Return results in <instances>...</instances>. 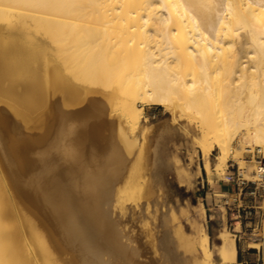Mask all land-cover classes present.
Returning a JSON list of instances; mask_svg holds the SVG:
<instances>
[{"label": "bare ground", "instance_id": "6f19581e", "mask_svg": "<svg viewBox=\"0 0 264 264\" xmlns=\"http://www.w3.org/2000/svg\"><path fill=\"white\" fill-rule=\"evenodd\" d=\"M22 75L29 80L19 81L17 77ZM64 75L75 83L68 82L67 89L74 96L84 97L86 102H79L87 111L77 116L81 123L85 121L78 129L79 137L86 136L84 140L89 137L106 140L108 133L101 132L110 127L124 132L128 126L130 133H136L145 105L159 104L175 116L187 117L199 129L197 141L208 173L212 170L209 156L216 148L220 150L217 169H224L232 156L247 177L259 179L264 170L263 158L259 173L252 175L244 152L255 144L264 152V0H0V96L39 109L63 83ZM2 105L8 107L9 101L4 100ZM92 112L97 116L91 117ZM69 130L74 133L71 127ZM29 145V142L15 145L14 166L6 143L0 142V264H76L65 236H56L59 226L56 227L54 214L66 216L69 224L75 226L78 202L68 171L78 172L81 183L77 182L91 188L99 182L102 174L99 177L97 173H103L105 165L102 162L104 166L100 167L101 162L91 160L92 153L87 151L80 153V150L81 156L73 157L79 149L76 147L72 156H68L70 160L74 158L71 161H66L65 156V161L54 166L50 159H47L50 163L41 160L47 164L42 168L37 165L39 159L29 152ZM69 149L65 150L68 155ZM36 165L40 166L38 171L34 170ZM121 167L109 171L106 180L111 182L120 176ZM103 186L106 189L107 185ZM88 187L82 198L92 194V188ZM105 189L83 206L94 211L100 197L109 194L111 187ZM17 210L24 222H18ZM101 217L97 216L99 222ZM38 218L46 220L42 223L47 227H41L49 235L41 232ZM81 222L84 226L81 228L92 232L93 222ZM95 229L97 250L92 248V252L97 251L98 261L94 262L108 264L125 253L117 227L116 232L109 227L99 233ZM198 230L197 234H191L180 226L176 233L179 245L185 244L186 249L200 254L198 264H216L206 226L201 225ZM233 235L236 233L229 229L218 233L220 263L238 261ZM56 249L69 251L67 256L60 252L65 255L64 261L63 256L60 259L56 256ZM178 258H174V264L180 263Z\"/></svg>", "mask_w": 264, "mask_h": 264}, {"label": "rangeland", "instance_id": "374dc122", "mask_svg": "<svg viewBox=\"0 0 264 264\" xmlns=\"http://www.w3.org/2000/svg\"><path fill=\"white\" fill-rule=\"evenodd\" d=\"M17 79L21 82L29 80V78L24 75L18 76ZM62 80L63 83L58 87L53 96H51V99L46 100L44 105L39 109L32 108V104L27 103L26 106L20 105L16 100L0 96V118L3 119L0 124V142L6 143L10 161L14 166L17 165V158L14 153L15 145H26L27 142L30 143L28 146L29 152L40 160L41 164H39L38 160L37 165H42V168L47 165L46 163H50L48 161L49 159L54 163V166L58 165L59 162L65 160L69 161L72 156V149L74 148L73 152H75L77 148L79 149L76 150L77 153L72 152L74 155L73 157H75V155L79 156V151L82 150L80 153L88 152L90 155L92 153V156H90L91 160L96 159V163L101 162V166L99 165L100 167L104 165L105 167L110 166L109 168L103 167V173H97L100 175H98L99 177H101L102 174V177L100 180L98 179L99 177L96 178L100 182L96 181V183H94V185L96 184V192H94L92 181L91 185H93V187L91 188L94 193L92 192L90 196L84 198H82V193H85L84 190H86L85 188L88 187V184H80L81 180L80 176H77V174L79 175L78 172L73 171V169L68 171L69 175L72 174V176L69 177L73 182V193L76 195L75 200L78 202H75L76 207H78L76 208L78 222L75 223V226L78 228L69 224L66 216H64V218L63 216L54 214V222L56 227L59 226L56 230V236L59 238L65 236L64 241H68V246H71L70 251L76 257V264H98L94 262L98 261L95 260L98 259L97 251H94L97 250L95 246V234H97L94 231L95 228H97L95 230L98 233L108 227L114 231L118 229V231L115 232H120L119 234L121 237L119 235V238L122 240V243H124L125 253H122V256L119 255L117 259L111 260L108 264H174V258L176 257H179V264H198L201 255H198V253L195 254L194 252L193 254L188 247L186 249L184 243V245H179L180 241L176 233L179 231L180 226H183V228L191 234H197V231L199 232L198 228H200L201 225L206 226L214 250V259L215 261L217 260L216 264H223L220 263L221 258L217 252L218 245L221 242L218 233L221 229H229L236 233V235L233 236H235L238 252L240 249L239 245L248 247L256 241L260 242L264 248V180H257L258 177L255 176L247 177L243 175L239 162L233 159L232 156L227 159L224 169L215 168L220 153L219 148L213 150L209 156L212 162V170L208 173L204 166L205 156L197 141L199 129L195 127L194 122H189L187 117L181 115L175 116L170 109H166L163 105L159 104L145 105L144 119L142 118L141 126L136 133H130V128L127 125L124 132H121V130L119 132L117 128L112 127L111 129L110 127L107 131L102 129L101 132L102 135L106 132L108 133L109 139L106 138V140H108L107 142H105V139L102 140V138H97L96 140V138L89 136V139L87 138L84 140L83 138H86V136L83 134L80 135L83 139L81 140L79 137L81 132L79 130L78 133V129L83 126L85 121L81 123L82 119L77 116L85 110L87 111L85 105H80V103L85 100L84 97L74 96V94L67 89L68 82L74 83L67 75H64ZM4 100L9 101L8 107L2 105ZM78 103L79 105H77ZM85 103L83 102V104ZM64 105H66V107ZM80 108L81 110L79 112L78 109ZM117 110H113L112 112L120 113L119 108H117ZM90 115L91 117L97 116L96 112H92ZM68 127L69 129L71 127L74 133H69L68 131L70 130ZM113 130H115V133ZM124 134L126 135L124 136ZM117 137H120V140ZM115 139L118 141H115ZM121 140L123 141L121 142ZM119 141L123 146H121ZM87 143L89 146H87L88 148L86 147ZM101 144L102 146H100ZM131 144L135 146H131ZM91 145L96 146L91 147ZM101 147L103 148L101 149ZM91 148H94L96 152L94 149V152H91ZM261 148L260 145L255 144L252 149L244 151L247 168L250 169L252 167L250 169L252 175L259 173L257 172L258 166L264 158V152ZM67 149H69L70 155L66 152L68 151ZM49 150H51V152ZM108 153L109 155L113 154V158L111 155H108V157ZM65 156L67 158L68 156L70 157L65 159ZM41 160H44V162L46 161V165ZM37 165L34 168V170L36 169L35 171L40 169V166ZM120 167V176L112 178L113 180H111V182L106 180L108 173H110L109 171L113 170V168L115 170V168L117 169ZM102 170L97 168L98 172H102ZM75 172L76 175L74 174ZM105 174L106 176L104 177ZM238 177L245 178L246 182L239 185L237 183ZM253 180L257 181L253 182ZM77 181H80V183ZM104 181L108 183L106 184ZM112 181L114 182L112 183ZM102 182L104 183L102 184ZM220 183L224 185L230 184L232 186V191L241 192L237 194V199L234 198L235 196L230 197L227 193H222L219 188ZM104 184L111 187L109 194L100 197L101 200H98L94 211L86 209V202L88 203V200L91 201V198H97V193L104 191ZM79 185L80 187L78 188ZM89 188L90 187H88V189ZM78 189L80 190L79 193H77ZM102 198L105 200H102ZM103 203L105 208L102 207ZM252 203L257 204L254 209H258V211L254 212L255 217L250 218L252 214L249 213V216H247V211L251 208L248 207L247 204ZM98 204L99 206L101 204V206L99 207ZM101 207L102 210L104 208L105 211L103 210L102 212ZM17 213L19 214L17 218L18 222H24L21 211L17 210ZM87 215L90 218L88 217L89 220L85 221ZM96 215L98 218L104 216V220L102 217L100 218L103 224L101 221L99 222ZM175 215L177 218H174L176 217ZM92 217L93 219H91ZM43 219L44 218H41V220ZM64 219H66V221ZM236 219H241L243 225L248 219L256 220V228L253 229L254 225H245L242 230L239 223L235 224ZM79 220L85 221L84 223L87 221V223H91L94 220L97 221L93 222L95 227L92 232H88V230L81 228L84 226H81L83 223ZM43 221L46 223L45 219ZM43 221H40V218H38L40 224ZM106 221H108L107 224ZM109 221L112 224H109ZM43 223L39 225L40 227L44 226L45 229L47 226ZM178 223L181 225L178 226ZM68 224L69 226H67ZM95 224L98 225L99 228H103L104 224L106 225L101 230ZM65 226L69 227L70 230ZM112 226L114 228L117 227V229H114ZM73 227L78 231L79 229L82 231L80 230L78 232L76 229H73ZM41 228L43 234L49 233L47 229L44 230L43 227ZM72 229L75 232H73ZM238 230L241 231L238 232ZM69 231H72V233H69ZM83 232L85 233L84 235ZM81 233L82 235H80ZM90 233L94 234V237L91 236L92 234ZM86 234H88L89 237ZM86 238H89V240ZM165 238L168 239V246L165 244ZM80 241H82L83 244ZM86 241L88 242L86 243ZM166 247H168V249ZM92 248H95L93 251L96 253V258L95 255H93L94 252H92ZM60 250L58 251V249H56V256L58 257L59 255L58 259H60V255L61 257L63 256L61 259L64 261V257L65 255L67 256L66 253L69 251L66 250L64 252L63 249ZM168 250L171 252V255H169ZM187 250H189V252ZM60 252H64L63 254L65 255ZM87 252L91 254H89V256L87 255L88 257L86 256ZM90 259L94 260L91 261ZM237 259L238 261L232 264H241L238 255ZM262 261L264 262V258H262Z\"/></svg>", "mask_w": 264, "mask_h": 264}, {"label": "crops", "instance_id": "0c3cea01", "mask_svg": "<svg viewBox=\"0 0 264 264\" xmlns=\"http://www.w3.org/2000/svg\"><path fill=\"white\" fill-rule=\"evenodd\" d=\"M226 183V182H224ZM220 191L222 193H227V195H229L230 197H234L237 199L238 197V193H241L239 191H232V186L230 184L224 185L223 183H220L219 185ZM255 191V190H253ZM228 200V199H227ZM248 207H250L251 209H249L247 212V216H249V213L252 214L250 215V218L255 217L254 212H257L258 209H254V207L257 206L256 203H252V204H247ZM239 223L240 226L242 227V230L244 228L245 225H254L253 229H255L256 227V220L253 219H248L246 221V223L243 225V222L241 221V219H236L235 220V224ZM236 227V226H235ZM241 230H238V232ZM240 249L238 252V256L240 259V263L241 264H264V262L262 261V258H264V248L261 245L260 242H254L253 244H250L248 247L245 246H241L239 245Z\"/></svg>", "mask_w": 264, "mask_h": 264}, {"label": "built area", "instance_id": "2783aa9c", "mask_svg": "<svg viewBox=\"0 0 264 264\" xmlns=\"http://www.w3.org/2000/svg\"><path fill=\"white\" fill-rule=\"evenodd\" d=\"M263 166V160H261L259 167ZM241 174V173H240ZM257 180H264V170L261 172V176H259V179ZM257 180H253V182H256ZM245 178L238 177L237 183L240 185L241 183H245ZM253 191V190H252Z\"/></svg>", "mask_w": 264, "mask_h": 264}]
</instances>
